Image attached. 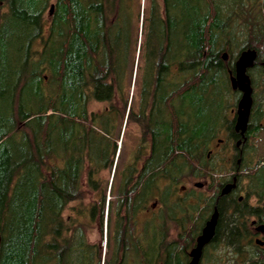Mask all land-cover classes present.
Listing matches in <instances>:
<instances>
[{"label":"trees","instance_id":"trees-1","mask_svg":"<svg viewBox=\"0 0 264 264\" xmlns=\"http://www.w3.org/2000/svg\"><path fill=\"white\" fill-rule=\"evenodd\" d=\"M16 42L21 48L15 60L10 48ZM246 49L257 51L255 64L248 69L253 104L246 141L236 147L240 135L234 130L235 117L224 113L231 109L229 97L240 96L230 79L235 60ZM135 56L137 69L141 60L144 65L133 109L126 85L132 77L128 64ZM0 57L10 69L13 86L24 94L10 122L15 129L22 122L16 131L24 142L9 145L0 190L10 195L29 164L39 169L27 264H69L72 246L67 230L88 229L90 223L83 220H91L96 208L102 228V172L114 165L116 125L124 117L141 129L130 164L137 168L138 184L124 197L134 200L138 213L146 212L157 199L164 236L169 225L179 228L173 264H188L189 248L214 207L217 223L202 264H210L212 253L222 249L225 255L217 258V264H264V244L255 242L257 238L264 242V232H256L264 225V156H255L252 143L264 132V0H0ZM36 78L41 80L38 89L31 84ZM30 94L37 96L33 105L38 118L33 111L22 115L19 110L31 103ZM92 101L105 104L103 110H89ZM48 111L52 113L46 115ZM50 117L54 126H69L73 143H80L77 175L67 173L50 150L40 153L38 135L40 142L48 139ZM33 118L36 128L29 124ZM222 128L235 141L236 151L231 158L236 186L227 194L221 191L229 179L215 177L211 164L215 144L223 142L217 141ZM7 135L0 130V142ZM71 149L76 150L75 145ZM139 159L140 168L134 165ZM52 168L63 178L60 186ZM187 177H209V196L189 188L178 196L182 189L178 183ZM83 185L99 204L71 206L76 213L65 218L64 207L86 194ZM47 191L59 200V214L52 223L44 222L53 201ZM5 211L6 203L1 201L0 230ZM116 232H123L121 240L131 245L128 230ZM135 243L137 253L144 256V246L136 239ZM90 247L94 264H100V248Z\"/></svg>","mask_w":264,"mask_h":264},{"label":"rangeland","instance_id":"rangeland-1","mask_svg":"<svg viewBox=\"0 0 264 264\" xmlns=\"http://www.w3.org/2000/svg\"><path fill=\"white\" fill-rule=\"evenodd\" d=\"M46 12V16H48ZM21 46L16 42V46L13 45L10 49L12 55L20 50ZM17 54L13 59L16 60ZM131 61V60H130ZM137 56H135L134 63L129 66L128 73L132 74L131 82L127 80L126 87L129 88L128 102L131 103V107L136 109L138 102V92L141 79V71L143 68V61H140L139 68L137 69ZM131 64V63H130ZM136 65V66H135ZM137 72V73H136ZM129 78V77H128ZM136 78V79H135ZM134 80V83H133ZM133 83V85H132ZM33 87L38 89L41 85V80L36 78L31 81ZM135 84V89L133 91V86ZM40 91V90H38ZM235 95L229 97V104L231 105V110L225 111L224 114L228 118L235 117L236 110V100ZM35 95L30 94V104H27V108H19L22 115L26 111H33L34 115L39 116L38 112H35ZM21 98H24L23 89H15L11 79V72L8 68L4 58L0 57V130H4L8 133L6 140L0 142V171L4 170V157L8 154V147L11 143H23V135L21 132L16 131V129L11 127V118H15V113L18 109V104L21 103ZM131 100V101H130ZM17 103V104H16ZM45 105V104H43ZM105 104L101 102H91L88 106L89 110L102 111ZM45 107V106H44ZM53 109V108H52ZM47 110V106L45 107ZM51 110V108L49 109ZM52 111H48L51 113ZM47 126H49V137L45 142H40L38 135V144L40 153L50 150L56 157L58 164H60L63 169L71 174L77 175L78 162H77V152L80 149V143H73L72 135L69 126L61 128L59 126L52 125L53 118H48ZM224 121V120H223ZM31 126L36 128V119L33 118L29 123ZM118 129V130H117ZM63 130V131H62ZM116 130L118 131V140L116 144V152L114 165L110 171H103L102 176L104 177L103 186L104 196H105V207L104 215L101 228V216L99 208H96V212L92 215V219L83 220L87 224L90 223L89 228L85 231L80 229H74L73 231L67 230L71 233V250L68 254L69 264H94L95 261L92 256L93 251L90 245H95L97 249L101 250L100 264H106L111 262L115 264L112 260L115 253V237L114 232L125 229V232L131 233V245L126 248L129 258L128 264H158L159 262L163 264H173L171 260V254L174 249L178 248L179 244V228L176 224L169 225V231L167 236L165 232H161V220L163 218L162 209L160 203L156 200L151 201L146 212H137V206L134 200L124 197L126 193L131 192L138 184V173L134 171L132 164L134 161V156L137 153V149L140 143L141 129L137 123L124 117L123 121L119 122V126L116 125ZM63 134H62V133ZM65 132V133H64ZM258 139H253V147L255 148V156H264V132H260ZM37 138V137H36ZM218 140H223L220 145L215 144L214 149L217 151L213 156L211 161L212 167L216 170V176L218 178H224L225 180L230 179L233 173V163H231V158L235 154L233 149V142L227 135V130L222 128L219 131L217 137ZM75 145L76 150H70V147ZM216 147L218 149H216ZM146 153L142 155L144 157ZM141 159L136 165L142 163ZM255 161V159H254ZM132 162V163H131ZM219 172V173H218ZM53 179L56 184H62L63 178L59 175L56 168H52ZM39 176V169L35 163L29 164L22 175L19 177L15 183L13 190L10 195L6 196L0 190V204L1 201L6 203V211L3 219V226L0 230V264H27L29 257L28 243L30 235L32 232V220L34 215V199L37 197V180ZM133 177V178H132ZM132 178V179H131ZM83 183L85 182V176L82 177ZM196 182H201L202 187H195ZM82 183V184H83ZM180 189L184 186V189H198L204 192L205 195L209 196L210 191L207 186L210 184L209 177H187L182 179L179 183ZM83 189L86 194L78 200L71 201L62 210V215L67 218L68 216H73L75 212L71 210V206L75 208L82 205H90L91 203L95 205L96 196L88 188L83 185ZM185 191V190H184ZM178 196L183 195V190H178ZM49 198H53V201L49 203L47 214L45 217V223L55 222V218L59 214V200L55 198L50 192H46ZM126 198V199H125ZM254 202V199H251ZM155 205V206H153ZM136 225L133 229L131 225ZM163 226V225H162ZM164 227V226H163ZM123 235V232H120ZM135 239L139 240L141 245L144 246V251H147V261L143 262L142 258H146V255L139 254L141 260H136L133 262L132 256L137 253V246ZM193 243L191 244V246ZM190 246V247H191ZM190 250V248H189ZM225 249L220 251H214L210 257L212 259L210 264H217V258L220 259L225 254ZM230 253L226 254V257ZM214 259V261H213ZM130 261V263H129ZM203 262V260H202ZM225 264V263H221ZM227 264H231L228 262Z\"/></svg>","mask_w":264,"mask_h":264},{"label":"water","instance_id":"water-1","mask_svg":"<svg viewBox=\"0 0 264 264\" xmlns=\"http://www.w3.org/2000/svg\"><path fill=\"white\" fill-rule=\"evenodd\" d=\"M54 5L50 6L49 13H52ZM257 57V51L255 49H246L239 53L237 59L234 63V75L231 76V87L234 90L239 91L240 96L237 100L236 110H235V121L234 130L239 133L240 138L237 140V145L246 140V130L248 128L249 118L251 114V108L253 104V88L251 85V79L248 74V69L252 68L255 64ZM223 58L226 59V53L223 54ZM264 69V61L262 62ZM197 187H201L203 184L201 182H196L194 184ZM235 186L234 183L226 184L221 191V194L228 192L231 187ZM218 211L214 207L209 219L205 222L201 233L196 238L195 246L190 250V262L189 264H198L202 255L203 247L213 238L215 226L217 223ZM255 222V221H252ZM258 230L264 231V225H260ZM255 242L259 245H263L264 242L259 238L255 239Z\"/></svg>","mask_w":264,"mask_h":264},{"label":"crops","instance_id":"crops-1","mask_svg":"<svg viewBox=\"0 0 264 264\" xmlns=\"http://www.w3.org/2000/svg\"><path fill=\"white\" fill-rule=\"evenodd\" d=\"M120 234L121 233L114 232V237H115V242L114 243H115V250H116L115 253H114V258L112 260L114 263L119 262V261H123V260H125V258H127V259L129 258V256L127 254L128 251H126V248L129 249L130 246L126 244V241L124 242V241L121 240V235ZM127 237H130V236L126 235L125 238H127ZM145 255H146V258H147V251L145 252ZM146 258H144V262L145 263L147 261ZM132 260H133V262H135L136 260L140 261L141 260L140 255L138 253L133 254ZM129 263H130V261H129ZM108 264H112V263L109 262Z\"/></svg>","mask_w":264,"mask_h":264},{"label":"flooded vegetation","instance_id":"flooded-vegetation-1","mask_svg":"<svg viewBox=\"0 0 264 264\" xmlns=\"http://www.w3.org/2000/svg\"><path fill=\"white\" fill-rule=\"evenodd\" d=\"M248 125H249V123H248ZM246 132H247V130H246ZM238 140V139H237ZM246 141V140H245ZM244 141V142H245ZM244 142H241L239 145H237V144H235L236 145V147H240ZM236 143H237V141H236ZM143 148H145V147H143ZM143 148L140 150V152L141 153H143L142 151H144L143 150ZM138 150V149H137ZM146 150V149H145ZM147 153V152H146ZM142 156V155H141ZM239 161H240V159H238L237 160V162L239 163ZM139 168H140V166H139ZM136 169L137 168H135L134 167V171H136ZM236 172H237V170L235 169V172L234 173H232V175H231V178L225 183V185L226 184H231V183H234V177H235V181H236ZM136 173H137V171H136ZM138 175V174H137ZM133 178V177H132ZM131 178V179H132ZM224 185V186H225ZM195 186V185H194ZM203 186V185H202ZM201 186V187H202ZM223 186V187H224ZM236 186V185H235ZM235 186L234 187H231V189L228 191V192H226L225 194H227V193H229L230 191H232L234 188H235ZM195 187H197V186H195ZM222 187V188H223ZM200 188V187H199ZM181 190H183V192H184V186H182V189ZM242 198H243V195H239L238 196V200H242ZM153 206H155V205H153ZM150 210V209H149ZM210 217V216H209ZM209 217H208V219H209ZM208 219H206V221L208 220ZM253 224V223H252ZM256 232H261L260 230H258V229H256ZM264 232V231H263ZM201 233V232H200ZM199 236V234L196 236V238ZM258 236H260V235H258ZM196 238H195V241H194V243H193V246L190 248V250L195 246V244H196ZM179 240V239H178ZM212 240V239H211ZM211 240L203 247V249H202V255H201V258H200V261H199V263L198 264H202V260H203V251H204V249H205V247L211 242ZM190 250L188 251V254L190 253ZM173 253H174V251H173ZM172 255V254H171ZM190 254L188 255V264H189V262H190ZM171 260H172V256H171ZM106 264H108V263H106ZM115 264H128V259L127 258H125V260H123V261H119V262H116ZM158 264H163V263H161V262H159Z\"/></svg>","mask_w":264,"mask_h":264}]
</instances>
